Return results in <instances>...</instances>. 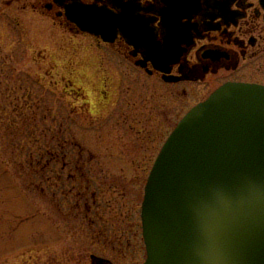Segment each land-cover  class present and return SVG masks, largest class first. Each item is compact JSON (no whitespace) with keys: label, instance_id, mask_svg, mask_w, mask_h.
I'll use <instances>...</instances> for the list:
<instances>
[{"label":"rangeland","instance_id":"obj_1","mask_svg":"<svg viewBox=\"0 0 264 264\" xmlns=\"http://www.w3.org/2000/svg\"><path fill=\"white\" fill-rule=\"evenodd\" d=\"M29 2L0 0V264H90L92 253L122 254L103 246L106 237L98 216L93 233L85 220V200L77 206L75 191L83 183L97 189L93 215L121 224L117 228L103 222L105 234L111 237L115 228L129 231L124 236L133 247L127 250L125 243L122 251L133 259L126 264H141L146 259L141 223L146 177L162 143L192 105L185 104L183 95L171 101L166 89L163 98L155 94L153 99L154 87L148 90L146 106L130 101L120 106L128 110L117 112L131 125L147 116L138 126L142 133L120 138L114 129L103 139L104 130H96L99 117H92L89 109L98 115L116 111L111 102L108 109L100 107L96 92L103 84L98 81L109 80L113 102L136 98L140 90L124 74L128 64L113 54L114 48L67 31ZM83 97L92 105L81 101ZM130 105L147 107L153 119ZM62 142L68 143L65 151ZM77 142L85 146L84 159L93 153L85 178L75 169L81 158ZM66 151L71 164L63 171ZM71 173L78 180H70Z\"/></svg>","mask_w":264,"mask_h":264},{"label":"water","instance_id":"obj_2","mask_svg":"<svg viewBox=\"0 0 264 264\" xmlns=\"http://www.w3.org/2000/svg\"><path fill=\"white\" fill-rule=\"evenodd\" d=\"M76 5L83 31L114 40L109 10ZM142 223L143 264H264V85L227 83L182 118L150 171Z\"/></svg>","mask_w":264,"mask_h":264},{"label":"flooded vegetation","instance_id":"obj_3","mask_svg":"<svg viewBox=\"0 0 264 264\" xmlns=\"http://www.w3.org/2000/svg\"><path fill=\"white\" fill-rule=\"evenodd\" d=\"M76 4L109 10L116 17L113 23L116 24L114 40L106 42L101 34L91 35L82 31L70 12V9L77 6ZM26 6L28 4L24 7ZM29 6L34 11L50 16L55 23L71 33L90 35L97 39L99 45L104 44L114 48L113 54L123 58L121 61L128 64L124 66H128L124 74H128L126 78L131 83L137 84L135 90H140V95L136 98L113 102L111 101L112 92L107 91L108 85L111 84L109 80L105 81L100 77L98 81L103 84V88L99 85V90L96 92L100 107L111 102L116 111L110 115L108 113L98 115L94 113L92 107L89 109L92 117H99L100 125L96 130H104L103 139H106V134L114 129H117L114 131L120 138L130 137V133H142V129L138 126L148 118L147 116L142 118L143 122L135 118L133 120L135 125H131L126 124L127 121L120 117L121 114L117 115V112L123 113L127 108L122 109L120 106H128L130 101L134 105L145 104L146 106L148 90H154V87L157 92L151 93L153 99L155 94L160 97L157 99L163 98L166 89V96L171 101L183 95L187 100L185 104H191L194 107L227 83L264 85V0H30ZM123 20L126 23L122 24ZM120 73H123L122 69ZM83 96L87 94L84 93ZM81 101L91 104L89 98L83 97ZM156 105L158 111L164 115V108L160 107L157 101ZM130 106L135 113L136 110H141L149 114V119H153L154 114L149 113L147 107ZM108 107L109 105L105 109ZM156 118L158 123L157 114ZM110 122L112 124H106ZM155 127L158 128L157 125ZM76 145L80 149L81 158L75 164V169H78L81 177L85 178L84 169H87L88 164L94 159L93 153L89 152L92 155L89 160H86L84 159L85 146L78 142ZM67 147L68 143L62 142L61 148L64 151ZM120 154L127 157L125 152ZM66 158L68 159L67 151L64 154L63 171L71 164ZM116 159L121 160L119 156ZM116 164L120 165L118 162ZM49 165H52V162H49ZM141 169L144 171L147 167L144 170L143 167ZM148 177L149 175L146 177V184ZM63 179V177L60 178V180ZM69 179L78 180L72 173ZM92 188L90 184L86 186L83 183L81 188L75 191L78 196L77 206L85 200V220H88L93 233L98 224V216L100 233L106 237L103 246L111 247L114 252L118 251L122 254L116 252L114 256L106 257L92 253L89 255L90 264H126L133 259L131 254L129 257L128 252L122 251L125 250V243L128 246L127 250L133 247L131 238L124 236L129 231L128 233L126 230L120 231L117 228H120L121 224L118 221L111 224L105 215L100 213V215L96 213H94L95 216L93 215L97 204V189ZM82 213L81 210L78 216ZM103 222L107 226L110 223L112 227L116 224L117 228L111 237L105 234L106 229H102ZM98 246L102 247L101 244Z\"/></svg>","mask_w":264,"mask_h":264}]
</instances>
